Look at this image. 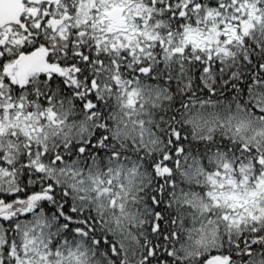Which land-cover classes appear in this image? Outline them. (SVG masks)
I'll return each mask as SVG.
<instances>
[{
  "label": "snow or ice",
  "instance_id": "6c2138e0",
  "mask_svg": "<svg viewBox=\"0 0 264 264\" xmlns=\"http://www.w3.org/2000/svg\"><path fill=\"white\" fill-rule=\"evenodd\" d=\"M0 264H264V0H0Z\"/></svg>",
  "mask_w": 264,
  "mask_h": 264
}]
</instances>
